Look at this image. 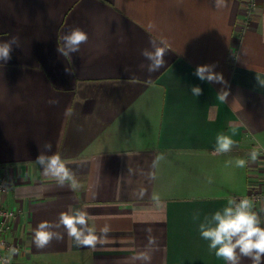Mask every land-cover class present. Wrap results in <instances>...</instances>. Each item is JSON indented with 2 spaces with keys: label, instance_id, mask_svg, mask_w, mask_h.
Listing matches in <instances>:
<instances>
[{
  "label": "crops",
  "instance_id": "obj_1",
  "mask_svg": "<svg viewBox=\"0 0 264 264\" xmlns=\"http://www.w3.org/2000/svg\"><path fill=\"white\" fill-rule=\"evenodd\" d=\"M252 3L247 16L243 0H0V43L18 38L0 62V206L20 210L17 264H226L198 224L264 190V0ZM74 28L88 41L63 57ZM155 47L165 54L150 72L142 52ZM205 64L224 82L200 80ZM219 134L230 151H215ZM40 152L59 154L77 187L45 175ZM70 210L94 242L61 225L37 247V226Z\"/></svg>",
  "mask_w": 264,
  "mask_h": 264
},
{
  "label": "clouds",
  "instance_id": "obj_2",
  "mask_svg": "<svg viewBox=\"0 0 264 264\" xmlns=\"http://www.w3.org/2000/svg\"><path fill=\"white\" fill-rule=\"evenodd\" d=\"M219 7L222 0H215ZM62 45L58 44L57 51L68 57L72 53L78 52L80 45L87 43L88 35L80 28H74L62 38ZM18 43V38L13 37L10 42L0 43V62L6 63L11 59L13 45ZM165 49L155 47L154 51L144 50L142 55L151 63L148 70H157L163 63ZM215 65H199L195 70V75L202 81L224 82L222 73L215 72ZM191 93L198 97L202 94L199 86H192ZM228 93L222 91L217 96L221 101H226ZM235 131L233 130V135ZM235 141L230 136L219 134L216 138L215 151L226 153L231 150ZM51 144H46V151H51ZM257 153H252L255 160ZM45 175L52 176L61 186L66 181L71 182V187L75 189L77 182L72 172L63 164L59 154L47 155L40 152L36 158ZM245 161H237L238 167H244ZM264 212V209L260 210ZM199 220V215L193 217ZM63 226L68 235L74 237L77 243L92 244L94 238L85 235L86 226L85 214L80 210L74 212L61 213L59 224L53 225L48 221H42L34 232V243L37 247L46 246L53 238H61L58 233L51 231L53 227ZM199 233L202 239L208 241V248L213 251L217 258L223 259L226 264H240L241 257H247L252 264H264V226H262L261 216L253 210V204L249 199L239 201L229 199L227 206L215 211L210 216H205L198 224ZM15 251V250H12Z\"/></svg>",
  "mask_w": 264,
  "mask_h": 264
},
{
  "label": "built area",
  "instance_id": "obj_3",
  "mask_svg": "<svg viewBox=\"0 0 264 264\" xmlns=\"http://www.w3.org/2000/svg\"><path fill=\"white\" fill-rule=\"evenodd\" d=\"M244 12L249 16L252 8V0H243ZM9 191V182L4 178H0V196L7 194ZM249 199L252 204L255 202H264V190H259L257 187H252L251 190L234 200ZM20 214V210L6 208L0 206V264H17V257L19 256L22 244L19 240H10L9 234L12 226V222L17 215ZM15 250V251H12Z\"/></svg>",
  "mask_w": 264,
  "mask_h": 264
},
{
  "label": "rangeland",
  "instance_id": "obj_4",
  "mask_svg": "<svg viewBox=\"0 0 264 264\" xmlns=\"http://www.w3.org/2000/svg\"><path fill=\"white\" fill-rule=\"evenodd\" d=\"M245 2L243 1V6H244Z\"/></svg>",
  "mask_w": 264,
  "mask_h": 264
}]
</instances>
